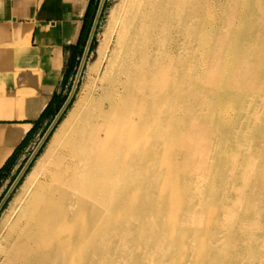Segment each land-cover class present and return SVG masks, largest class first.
I'll return each instance as SVG.
<instances>
[{"label": "bare ground", "instance_id": "6f19581e", "mask_svg": "<svg viewBox=\"0 0 264 264\" xmlns=\"http://www.w3.org/2000/svg\"><path fill=\"white\" fill-rule=\"evenodd\" d=\"M230 1L112 6L0 215V264H264V0Z\"/></svg>", "mask_w": 264, "mask_h": 264}, {"label": "crops", "instance_id": "0c3cea01", "mask_svg": "<svg viewBox=\"0 0 264 264\" xmlns=\"http://www.w3.org/2000/svg\"><path fill=\"white\" fill-rule=\"evenodd\" d=\"M90 2L0 0V196L64 104Z\"/></svg>", "mask_w": 264, "mask_h": 264}, {"label": "rangeland", "instance_id": "374dc122", "mask_svg": "<svg viewBox=\"0 0 264 264\" xmlns=\"http://www.w3.org/2000/svg\"><path fill=\"white\" fill-rule=\"evenodd\" d=\"M119 1L120 0H105L104 1L103 7H102V10H101L99 19H98V23H97V26H96V30H95L93 39H92V41L90 43L89 51H88L87 56L85 58L81 74L79 76V81H78L77 89H76V91L74 93V97H77V95H79V93L81 92L83 86L87 83V79H88V77L90 75L91 66L93 64L94 59L96 58V55H97V53H96L97 46H98L99 41H100V39L102 37V33H103V31H104V29L106 27V24L108 22V17H109L110 10H111L112 6L115 3L119 2ZM218 1H220V0H205V4H206L205 7L207 9L208 8V3L210 2L211 5H212V9L209 10L210 17L219 20L222 16L223 17L226 16V14L228 12V8H227V10H224L223 8L218 9V3H217ZM221 1H222V4H225V2L227 3V0H221ZM235 1L236 0H231L230 1L231 5ZM99 3H100V0H91V2H90V16L88 18V23L89 24L85 28V30L83 31V34H82V38H81V42H80V46H79V58L73 64V67H72V72H73L72 73V79L69 81V85H68L67 89L65 90V92L63 94V101L64 102H65L66 98L68 97V95H69V93H70V91L72 89V86H73V84L75 82V79H76V76H77V71H78L82 56H83V52L85 50V46H86V43H87V40H88V37H89V33H90V30H91V27L93 25L94 18L96 16V13H97V10H98ZM261 20H262V18L260 19L259 23L256 24V23L249 22L250 21L249 19L247 20V19L244 18V19H242V22H244L246 24H245V26L243 28L246 29V25L249 22V24L251 25L250 28L252 29V31H254V33L262 34L264 26H263ZM204 34L207 35L208 33H204ZM247 50H249V52L252 53V52L262 51L263 49H262V47H250ZM240 58H242V57H240ZM72 102L73 101L70 102V104L65 108V110L61 114V116L63 115L62 117L60 116L61 119L67 114V112L69 110V107L72 105ZM56 125L57 124H55L54 127ZM49 141H50V136L47 138V140H45L42 143V146L40 147L41 150L38 151V153L36 154V156L34 157L32 162L30 163L29 168L35 162L37 157L47 148ZM29 168L27 169V171L29 170ZM23 177H24V175L21 177V179L15 185L14 189L12 190V192L9 194L8 198L6 199V201L3 203V205H2V207L0 209V215H1L2 211L5 209V207L7 206L8 202L10 201V199L12 198L16 188L19 186V184L22 181ZM11 184L12 183L9 184L7 189H9ZM6 192H7V190H5L3 192V194L0 196V202H1L2 198L4 199V197H5L4 195H5Z\"/></svg>", "mask_w": 264, "mask_h": 264}, {"label": "water", "instance_id": "95a60500", "mask_svg": "<svg viewBox=\"0 0 264 264\" xmlns=\"http://www.w3.org/2000/svg\"><path fill=\"white\" fill-rule=\"evenodd\" d=\"M103 2L104 0H100V3H99V6H98V10H97V13H96V16L94 18V21H93V25L91 27V30H90V33H89V37H88V40H87V43H86V47H85V50L83 52V58H82V61L80 62V66H79V70H78V74L80 73V70L83 66V61L86 57V54H87V51H88V48H89V45L92 41V38H93V35H94V31H95V27H96V24H97V20L99 18V15H100V12H101V9H102V6H103ZM67 104V101L63 104V106L60 108L58 114H57V117L55 119V121L57 120V118L61 115V113L63 112L65 106ZM55 121L48 127V129L46 130V132L44 133L43 137H42V141L41 143L45 140V138L47 137V135L49 134V132L51 131L52 127L54 126L55 124ZM40 146V145H39ZM39 148V147H38ZM35 154V153H34ZM34 154L29 158V160L27 161L26 165L24 166V168L21 170V172L19 173V175L17 176V178L15 179L14 183L12 184V186L10 187L8 193L6 194V196L4 197V199L2 200L1 204H0V209L3 205V203L6 201V199L8 198L9 194L12 192V190L14 189L15 185L18 183V181L20 180L21 176L23 175L24 171L26 170V168L28 167V165L30 164L31 160L33 159L34 157Z\"/></svg>", "mask_w": 264, "mask_h": 264}, {"label": "trees", "instance_id": "16d2710c", "mask_svg": "<svg viewBox=\"0 0 264 264\" xmlns=\"http://www.w3.org/2000/svg\"><path fill=\"white\" fill-rule=\"evenodd\" d=\"M89 16H90V7H89V10H88V12H87V14H86V18H89ZM88 24H89V23L87 22V26H88ZM84 30H85V29H84ZM63 102H64V101H63ZM63 102H62V104H63ZM60 107H61V105H59V108H60ZM59 108H58V110H59ZM58 110H57V111H58ZM56 113H57V112H56ZM62 116H63V115H62ZM62 116H61V117H62ZM47 138H48V137H47ZM39 150H41V148H40ZM29 166H30V165H29ZM29 166H28V168H29ZM28 168H27V169H28Z\"/></svg>", "mask_w": 264, "mask_h": 264}]
</instances>
